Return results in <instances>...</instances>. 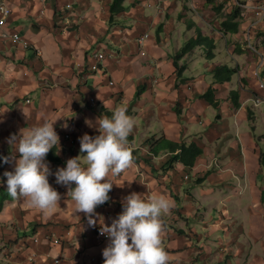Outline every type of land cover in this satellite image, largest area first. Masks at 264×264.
Instances as JSON below:
<instances>
[{
    "label": "crops",
    "instance_id": "crops-1",
    "mask_svg": "<svg viewBox=\"0 0 264 264\" xmlns=\"http://www.w3.org/2000/svg\"><path fill=\"white\" fill-rule=\"evenodd\" d=\"M6 1L12 15L0 28V157L12 152L10 135L57 120L59 146L51 151L59 161L46 162L53 173L49 184L62 199L61 210L45 215L8 194L0 212V264H30V251L41 257L36 264H103L101 219L110 225L131 192L162 194L172 202L163 217L168 264H264V151L246 124L255 118L248 102L264 81V20L249 28L254 6L264 0H126L125 10L114 16L113 0ZM220 4L225 15L239 6L242 16L239 30L222 32L223 37L208 32L211 23L204 19ZM198 27L219 39L227 58L216 48L217 56L207 59V73L202 69L184 78L196 50L204 51L196 48L181 59L177 54ZM16 32L31 44L29 49L12 43L8 36ZM147 32L143 55L137 40ZM97 53L107 58L92 73L88 66ZM217 64L237 68L230 82L215 83L212 68ZM199 68L194 64L193 69ZM150 75L159 76V82ZM211 87L217 107L202 97ZM232 90L239 92V107ZM117 105H126L135 119L128 137L135 166L119 176L109 173L114 184L110 199L95 209L96 225L90 227L54 173L80 155L82 135H98L85 120L111 116ZM208 112L215 116L209 123L203 119ZM196 122L204 129H195ZM193 141L203 154L188 170L172 161L176 153L170 143ZM13 166L0 161V193L6 191L3 173ZM209 208L216 210V220L207 217ZM46 236L60 239L61 245Z\"/></svg>",
    "mask_w": 264,
    "mask_h": 264
},
{
    "label": "clouds",
    "instance_id": "clouds-1",
    "mask_svg": "<svg viewBox=\"0 0 264 264\" xmlns=\"http://www.w3.org/2000/svg\"><path fill=\"white\" fill-rule=\"evenodd\" d=\"M127 111L126 105H117L111 116L102 113L94 123L85 120L98 135H82L80 155L69 158L66 166L54 173L56 184L67 189L66 195L75 202L76 213H83L90 227L96 225L95 209L110 199L114 184L107 179L109 173L119 176L135 166L134 149L128 140L135 119ZM56 121L46 120L10 135L7 143L12 152L0 157L3 163L14 165L12 171L3 173L8 194L14 200L23 199L45 215L61 210L62 197L49 184L48 177L53 173L46 162L48 153L59 146L60 138L54 129ZM171 207L170 199L162 194L131 192L125 196L122 212L110 225L101 219L100 235L108 239L102 250L103 264H168L169 254L162 234L163 217Z\"/></svg>",
    "mask_w": 264,
    "mask_h": 264
},
{
    "label": "trees",
    "instance_id": "trees-1",
    "mask_svg": "<svg viewBox=\"0 0 264 264\" xmlns=\"http://www.w3.org/2000/svg\"><path fill=\"white\" fill-rule=\"evenodd\" d=\"M125 1L126 0H113L112 16L125 10ZM241 17L240 7L236 6L230 13L223 16L222 20L220 21V28L222 32L226 34L227 32L238 31ZM196 48H201L204 51L206 58L209 60H212L217 56L215 37L204 32L202 28L198 27L196 34L192 36L178 52L177 59H181L185 55L192 53ZM236 72L237 68L230 67L228 64H217L212 68L215 83L230 82ZM202 97L214 107L218 106L215 98V90L213 87L209 88L202 95ZM231 98L236 107L241 105L239 101V92L237 90L231 91ZM170 149L173 153H176V155L172 156V161L183 164L188 170H191L195 167L197 157L203 154L202 147L199 146L195 141L191 142L190 144L183 142L181 145L170 143ZM46 160L49 162H55L59 161V158L55 157L54 152L51 151L48 153ZM261 163L264 166L263 157H261ZM8 198V192L1 191L0 212L3 210L5 202L8 200Z\"/></svg>",
    "mask_w": 264,
    "mask_h": 264
},
{
    "label": "built area",
    "instance_id": "built-area-1",
    "mask_svg": "<svg viewBox=\"0 0 264 264\" xmlns=\"http://www.w3.org/2000/svg\"><path fill=\"white\" fill-rule=\"evenodd\" d=\"M72 6L68 5L67 8L70 9ZM254 20L251 22L249 28H253L257 25H259L263 20H264V3H258L254 6ZM12 15V8L8 5L6 0H0V28H5L6 25L8 24V21ZM9 39H11L12 43L14 45H21L25 49H29L31 47V44L24 39L20 33L16 32L8 36ZM150 34L144 33L141 36H139L137 42H138V48L140 49L141 53L143 55L147 54L146 50V45H147V40L149 39ZM107 58V55L104 53H97L94 58H93V63L88 66V69L94 73L98 72L102 66V63L105 61ZM80 67V65H78ZM149 78H152V75H150ZM160 77L155 76L152 78V81L154 83L159 82ZM113 84V83H111ZM259 87L261 89L260 93H258L255 96L254 102L256 106H260L262 103H264V81L259 82ZM191 89V87H189ZM95 102V99H92V103ZM27 103H31L30 99H27ZM66 138L71 140L72 144H75V140L71 139L70 135H66ZM186 179H189V176L186 177ZM71 233H68L70 235ZM46 239L52 243L54 246H59L61 245V240L57 238H53L50 236H46ZM101 241L104 242L105 247L108 243V239L105 236L100 235ZM40 240L38 238L34 239L35 244H39ZM28 263L30 264H36L40 259V255L36 251H30L26 257ZM56 263H59L58 260H56Z\"/></svg>",
    "mask_w": 264,
    "mask_h": 264
},
{
    "label": "rangeland",
    "instance_id": "rangeland-1",
    "mask_svg": "<svg viewBox=\"0 0 264 264\" xmlns=\"http://www.w3.org/2000/svg\"><path fill=\"white\" fill-rule=\"evenodd\" d=\"M225 13H227V11L223 10V4H220L219 6H215V8L213 10H209L208 12L205 13L204 19H208L209 22L211 23L210 25L209 24L206 25V29L208 32L212 33L215 36L218 35V37H223L219 21L223 18V16H225ZM153 33L155 35H157L158 30H156V28H154ZM216 43H217V49L219 52L218 55L222 56L224 59L227 58L226 52L223 48V45L219 41V39L216 40ZM207 63H208V60L205 57V55L202 52H200L199 50H196V53L194 56V61L189 62L188 69L183 74L184 78H188L190 75H192V73L195 74V72L200 71L202 69L204 72L206 71V73H207V69H208ZM194 64H196L200 68L198 70L193 69ZM248 104L253 108V110L255 112V118L249 119L247 121V123H246L247 129L253 134L254 140H256L260 144L262 150L264 151V103H262L260 106H255L254 100H251L248 102ZM210 110H212V109H210ZM214 118H215V116H211V114L209 112L206 115L203 114V119H205L208 123H209V120H214ZM193 125L195 126V129L203 130L205 127L204 125H201L198 122H196ZM243 155L245 156V154H243ZM263 170H264V166H263ZM262 176L264 177V172H263ZM188 184L192 185V182L191 183L189 182ZM217 215L218 214H217L216 210H213L212 208H209L207 210V217L208 218L213 217L214 220H216ZM234 216L236 217V219L241 221L242 216L239 212H237V214Z\"/></svg>",
    "mask_w": 264,
    "mask_h": 264
}]
</instances>
